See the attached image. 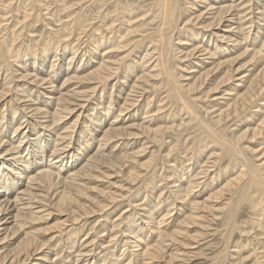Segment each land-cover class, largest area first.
<instances>
[{"label": "rangeland", "instance_id": "obj_1", "mask_svg": "<svg viewBox=\"0 0 264 264\" xmlns=\"http://www.w3.org/2000/svg\"><path fill=\"white\" fill-rule=\"evenodd\" d=\"M60 1H63L62 3L65 4V6L64 5L62 6ZM60 1H58V0H56V1L55 0H41V1H39L38 0V2H37V0H15V1L11 0L10 1L11 2L10 5H9L10 2H8V0L7 1L6 0H2V2L0 1L1 2L0 3V7L2 5V7L0 8V10H1L0 11V22H1L2 18L4 19V20H2V22L0 24V36L2 37V38H0V44L3 45V46H0L1 47L0 48V56H1L0 61L2 60L0 62V66H1L0 67V78H1L0 79V84H2L4 82L3 78L6 77L5 78V80L7 79L6 83L10 81V84H8V83L5 84V87H7V88L9 87L10 89H13L12 91H10V94L8 96H12L13 95V97H14V99H15V101L17 103L20 102L21 104H23V103H25L24 101H26V103L33 105L32 108H40V109H44V110H48V111L50 110L52 112L55 111V109L57 108V105H56L57 102H55V101H56V97L59 96V93H68V92L72 93V91L75 90V88H76V90L79 89V91L80 90H87L88 91V90H92L91 88L95 87L94 84H96V85L100 84V86L97 85V89H96L95 93H92V91L91 92L89 91L90 93L89 92L88 93L90 95L88 94L87 97L80 98V100H81L80 103H83V105H77V106L73 105L75 108L73 106H71L72 109L73 108L75 109V111L73 112L74 114L72 113L71 115H69L68 117L65 118L66 120L64 119L61 122L55 124L56 127L54 126L55 128L51 129L50 132L46 131V128H45L46 123L49 122V121H47L43 125L41 123H44V121H46V120H51L52 118H50V119L49 118L48 119L47 118H37V119L32 120L31 118L34 117V116H31V115H33L32 111L30 113L28 112V115L26 117H24V120H23V118H21V115H20L22 113V110L20 109L18 111V114L20 116L17 114L16 115L17 118L15 117V119H14L16 122L13 120V122L15 123V124L13 123V125H16V126H17V123L18 124L21 123L20 120L21 121L23 120L22 122L25 121L24 123H21V124H24V126L21 127V129H20V131H18V133H20L22 131H26V133L29 134L30 131H34V133L32 132L33 135H31V137L33 136L35 139H37L36 137H38V139H40L43 136H46V137L50 138L52 135H55L56 132L57 133H61V132L65 133L66 130H68V127L74 124L73 128H69V133L68 134H69L70 137L66 138L63 142H60V144L64 143L63 147L68 146L66 148L68 150H73V152H75V153L76 152H78V153L79 152H83V154H80V155H84V153H87V152L91 153V154H94L96 152V147L98 146V143H99V137L101 136L100 134H102L101 129L107 128L108 124L111 121L116 119L117 115L120 113V109L123 107V104L125 102L124 100L127 98L128 94L130 93L131 86L134 84V82L137 80V78L139 76H141L142 71L144 70L143 68H145V70H153L154 69V68H152V65L154 64L153 62L157 58V56H154L152 58V60L148 59V61L145 62V64H144V66L147 65L146 67H144V66L140 67L141 64L140 65L137 64V67H139L140 70H139V68H137L136 71L133 70V71H135L134 74H133V71L132 72H128V70H126V68H127L126 66H129V64L131 65L132 63H134V62L136 63L137 61L140 62L139 59H141L140 58L141 54L142 53L144 54V52H142V49L141 50H137L138 41L141 40L142 37H146L149 34H154V32L160 30L163 26L161 25L162 22H160L161 21L160 18L158 16H157V18L155 16H152L151 12H149L155 7V0H96V1L95 0H83V1L82 0H75V2H74V0H66L65 2H64V0H60ZM93 1H95V2H93ZM179 1H180V11L182 13V16H181L180 20L178 21V23L176 24L177 26L176 25H172L171 26V30L169 29L171 37L174 38V39L180 35V32H178V31H180V29H182V27L184 26V24L186 22V19L189 18L187 16H189L190 14H187L186 12L188 11V13H189L191 11H194V10H190L192 6L189 4V2L192 1V0H189V1L188 0H179ZM4 2L6 4L8 2V4H7L8 6ZM32 2H33V4H32ZM34 2L36 3L35 5H34ZM57 2H59V3H57ZM79 2H81V3H79ZM84 2H85V4H84ZM237 2H239L238 6H237V8H239V10L235 11L234 13H237L236 16H238V18L236 20H234V22H241L242 21V24L244 25L243 28H245V27L247 28L246 30H247V33H249V37H250L248 39L249 41H247V44H249V45L251 43L252 44L247 48V49H249V53L247 52V53L243 54L244 48H242V49H236L234 52L233 51H231V52L229 51L228 52L229 54L226 51V52L223 53L225 55L222 54L221 57L223 56V59H224V57L228 54V56H226L225 58H227V59H229L230 57L234 58V59L237 58L235 60V62H233V64H231L235 68H237L238 66H240L242 64H246V62H248V60H249L250 64L249 63L248 64L251 67L249 69V66L247 65L249 70L246 69L247 71L244 72V73H247V74H245L246 77H247V80L240 83V84H243V85L242 86L239 85L237 87V91L232 90V92H231L229 88H231L232 86L228 87L227 91H224L223 90L224 88H223L222 91H220L221 93L219 92L220 94H218V96L221 95V96H219V98L221 97L220 100H215L216 98H218V96H215V95L213 96V93L211 95L212 97L210 96L211 98L210 97L207 98L206 95H205L206 94L205 91H207V89L205 87H202L198 91H194V93L193 92L191 94L189 93L191 96L192 95L193 96L191 98V96L188 95L187 96L188 99H191V100L195 99L196 100V98H197V100L195 101L196 103L194 104V109L196 111V116L193 115L192 113L189 114V111H186V110L183 111V112H180L179 111L180 110V104H179L180 102L176 101V100H173V99H170L168 97L167 86L165 85V83L167 81V74H165L164 72L162 74H160V76H158L155 79V83L158 84L156 87L148 88V90L143 91V92L142 91H138L136 94H134V96H131L129 98L131 100L129 103H131L132 105L127 110H125L123 112V115L120 117L119 125H129V124H138V125H140L141 124V125H143L145 127L146 126L149 127V129H151V130L155 129L157 127H160V126H162L165 129L155 139L150 137L148 134H145V133L143 134L142 133L139 137H133V139H127L128 137H125V138H122L120 140L119 139H115L114 141L109 142L107 144V147L104 149V152H105V154L107 156L110 155L109 157H114L115 158V157L126 155V154L127 155L133 154L132 158H130L128 160H124V162L121 161V162H123L124 167H121V166L111 167V166H108L105 163L102 164L100 162H97V161H100L101 158L99 157L100 156L99 154H98L99 156L96 155V157H95L96 159L94 158L96 160L94 165H96V166L100 165L99 166L100 168L99 167L98 168H94L93 171L89 172V174L91 173L90 175H88V173H84V175L81 176L82 178L81 177H80L81 179L79 178L81 182H83V183L85 182L86 183V185H85L86 186V190L83 191L82 194H80L81 196H79L80 197V202L79 203H80V205L86 206L87 208H91L92 209L94 207L93 208L94 210L93 209L92 210L89 209V211H88L89 214L85 215L82 212L78 211V209L74 210V208L73 209L59 211L56 207H54V203H56L57 200H58V197H56V196L55 197L53 196V198H50L45 203V205H46L45 209H49V210L45 212V213H47V215H45V218L42 219L41 221H39L37 223V225H35V228H49L50 226H53V225L57 224L58 222L61 223V222L65 221L64 225L59 224L58 227H55L51 231H49L47 233H44L42 235V238H41L42 240L45 239L44 241L47 242V245L50 244V246L52 245L53 247H56V248L58 247V249H60V248L62 250L64 249V251H63L64 254H63L61 249L58 250V254H59V251H61L60 254H59V257L61 256L60 258L63 260V262L61 261L58 264H64V261H65V264H67V262L70 263V261L75 260L77 257H76V253H75L76 251L74 252V250L77 249V248L78 249L80 248V249L84 250L83 253L86 252L88 254V255L85 256V258H82V259L79 260V261L83 260V261H81L82 262L81 264H88L89 262H90L89 264H91L94 259L98 260V262L96 264H102L100 262V260H102L101 258L104 257V256H102V254L103 255H105V254L106 255H110L109 253H112V251H113V249H112V251L110 250L109 252L106 249L104 250V248H106L108 245H110V247L111 246L115 247V251L117 252L116 254H118L119 259L122 256V260H120V261H124L125 262L127 260L125 263L123 262L124 264H139V263L143 264L145 262V260L141 259V257H142L141 256V252H142L141 249L143 248L142 246H145L146 244H148V245L150 244L151 245L154 242H156V240L158 239V237H157L158 236V232L161 229H163L164 231H167L168 233H171V232L175 231L176 229L177 230L182 229V231L184 230L185 232L183 231L184 233L180 234V236L177 237L176 240L171 241V239L169 238V240L167 239L168 243H166L167 241L165 242V245H166L165 246V251H166L165 255H166V257L170 256V255H174L175 258H174L173 263L172 262L168 263V260H166V259H168V257H167L166 259H164V258L163 259H161V258L157 259L156 258L150 264H235V263L236 264H243V262H244V264H257V262H259L260 264H264V257H263L264 256V248H263L264 247V243H261L262 242L261 240L264 238V235H263V237H262V235H260L261 229L257 228L258 230H256V227H257L258 223L254 222V221H256L255 220L256 218L259 219V217H261V216L264 217V203H263L264 202V200H263L264 199V195H263L264 194V185L260 189H258V187L255 184V182H250V181L244 182L243 186L245 185V190L247 189V187H248V189H247L246 195L243 197V202L238 200V198H239V194H238L239 190H237V191H236V189L234 190V188L238 184L236 186H234L232 190H225V191L223 190L222 195H221V197L219 199L213 198L211 200L212 204H216L214 206L213 212H211L210 210H209V212H207L208 209H206V208H201V209H198L197 211H194L193 208H192L193 205H191L194 201L195 202H201L202 201L201 199H203V198L205 199V198H207V196L209 197L211 194H214L216 191L221 190V188L227 182L225 179L230 180L233 177H235L236 175H238L239 171L241 169H243L242 168L243 164L245 165L246 168H249V170H250L248 175H247V177L249 175H252V174L255 175L256 174V176L259 179L261 178L262 180H264L263 179L264 175H262V173L264 174V170L261 169V167L264 165V159H263V157H264V134L260 135V136H256L255 138L254 137L251 138L252 137V133L249 134V137L247 135L246 136L247 138L245 137V139H242V141L240 143V146L237 145L235 147V149H236L235 152L238 149H240V150L237 151L236 159L235 160H231L229 153H227V154H225L223 156H218V155H220L221 151L219 149L216 150L217 148H219V145L217 143H212V144H210L208 146V148H206L207 145L204 142H201V140L204 139L203 131H201L200 127L197 126L198 121L202 120L206 125L211 124L210 126L213 127V128L212 127L209 128L211 130L212 129L222 128L223 132L225 133L224 134L225 138L230 143L231 141H234V139L236 138V135H240L241 133H244L246 130H250V131L253 130L257 125L260 124V122H262V120L264 118V113H263V110H261V106H260V104L264 103V100H263L264 99V89H262V88H264L263 87L264 86V81L262 83L263 86H261L259 88L260 90L257 88V90L255 92V96H254L252 102H247L246 103V102H244L242 100L239 101V99H238L239 98L238 95H240L239 93H243L246 90V89H244V87L248 88L250 86L249 82H251L250 80L253 78V76L256 75L257 73H259V71H261V69L264 68V66H263V64H264V62H263L264 61V59H263L264 58V53H263V51H264V47H263L264 46V37H262V36H264V22H263L264 19L262 18L263 15H264V9L261 8V7H264V6H261V5H264V0H262V1L261 0H237ZM38 3H40V4H38ZM42 3H45V4H42ZM48 3L50 5H48ZM249 3H250L251 6L249 5ZM198 4H196V5L198 6ZM21 5L22 6L24 5V7H25V8H22V12H24V14L21 12V9H20ZM57 5H58V8H57ZM185 5H187L189 7V9H188L187 6H186L187 7L186 8ZM202 5L204 6V4H201L200 7L198 6L197 8L198 9L201 8ZM32 6L35 7V8H33ZM253 6H254V8H253ZM15 7H16V10H15ZM36 8H37V10H36ZM70 8H71L72 12L70 11V13H69ZM77 8H79V9H77ZM81 8L83 10H81ZM186 9H187V11H186ZM75 10H76V12H75ZM86 10L89 11V12H87ZM258 10L261 13L263 11V14L261 15V13L258 12ZM47 11H48V15L51 14V16L49 15L50 17L47 15ZM80 11H81V13H80ZM118 11L119 12H123V14H126V16L129 15V17L133 18V20H132L133 25L132 26L138 32L137 33L135 31V34L132 33V35H130V38L128 37V39L126 40L127 42L125 44L127 46L129 45L128 47L123 45V46H125V48H122V49L120 48V50H119L120 52L122 50L123 51L121 53L116 52L113 55L114 56L113 59H115V60H118V57H120V58L124 57V59L122 61H124L125 63L122 64L121 69L119 70L120 72L118 71V75H113L112 77H110L109 80H108L109 82L106 81L107 83L106 82H101L100 83L99 81L94 80V79L90 80L91 82L85 81V83L84 82L80 83V82H78L76 80L74 82V80H72V81L68 82L65 86H63L64 88L61 87L62 86V82L68 76H72L75 73L80 74L81 77L86 76L90 71H92L97 66V64H98V62L100 60V50H99L98 53H95L93 55H92L93 52L90 51V50H92L94 48V46L91 43L94 40H96L97 39V35H99V34H97L98 32L96 33V31H95V33H93V29L95 28L96 25L98 26V25H100L101 22L104 21L103 24L107 22V25H110V24L113 23V25L116 28V30L117 29L118 30L119 29L120 30H124L123 27L126 28L125 26H121V23L118 20V16L120 17ZM138 11H140V12H138ZM143 11L147 12V14L145 16H142ZM239 11H241V13ZM63 12H65L66 15H64L65 13H63ZM184 12H185V16L187 18H185ZM28 13H30V14H28ZM34 14H35V16L36 15L37 16L35 17ZM102 14H104V16ZM247 14L249 15V17H248ZM40 15L41 16L43 15V16L40 17ZM45 15H46V18H45ZM80 15H81V17H80ZM85 15H87V16H85ZM78 16L80 17V19L77 18ZM101 16H102V18H101ZM260 17H261V20H263V21H260ZM66 18H68V19H66ZM149 18H151V19L149 20ZM255 18L257 19V21H254ZM55 19H57V20H55ZM155 19H157V20H155ZM70 20H71V23L74 24L73 26L70 25L71 23L68 22ZM93 20H95V21H93ZM11 21L15 24V26L12 24ZM145 21H147V22H145ZM258 21H260L261 23L258 22ZM47 22H48V24H47ZM67 22H68V24H67ZM82 22H84L85 24L83 23V25H82ZM256 22H257V24H256ZM9 23L12 26V28H10L11 26L9 25ZM63 24H66V25H63ZM78 24L81 25V26L78 27ZM34 25H35V27H33ZM237 25H238L237 23L234 24V26H237ZM251 25H253V26H251ZM257 25H258V27L260 25L263 28V30H261L262 31L261 36L259 35L260 37L257 34H254L257 31L256 30L258 28V27H256ZM69 26L72 27L73 29H71ZM18 27H19V29H18ZM84 27H86V28H84ZM139 27H140V29H139ZM199 27L200 26H198L197 28H199ZM87 28H88V30H87ZM248 28H249V30H248ZM70 29H71V32H70ZM172 29H174L175 31L172 30ZM138 30H140V31H138ZM44 31H46V32H44ZM189 31L191 33V30H189ZM248 31H250V32H248ZM2 32H4L3 35H5V36L2 35ZM13 32L14 33L17 32V33L14 34ZM85 32H86V34H85ZM172 32L173 33L175 32L174 33L175 36L173 35ZM176 32H178V34ZM69 34H72L73 36L69 35ZM7 36H10V37L7 38ZM108 36H111V34H109ZM187 36H188V32L185 34V36H182V37L183 38H187ZM77 37H78V39H77ZM251 37H253L254 39H252ZM3 38L5 39V42L3 41L4 40ZM214 38H212L210 40V38H208V36H206L203 39V43L207 44L210 48L213 47V49L220 47L219 44H222L221 43L222 41H217V44H216ZM6 40H7V42H6ZM254 40L256 41V43H255ZM1 42H3L4 44L1 43ZM19 43H21V44H19ZM225 43L223 42V44H225ZM228 43L229 42H227V44ZM255 44H257V46ZM14 45H16V46H14ZM45 45L48 46L49 48H48L47 51L43 52L42 48ZM64 45H66V46H64ZM176 45L174 46V48H176V50H175L176 52L175 53L178 52L177 49L179 48L178 44H176ZM102 47L104 48L105 46H102ZM20 48H21V50H19ZM255 48H256V50L258 48L259 49H263L262 52H261V56L263 55L262 56L263 58L260 55H257V56H255V59H257V57H258L257 60H259V61L257 62V60H254L255 61L254 62V61L251 60V62H250V59H251L250 57L252 55L250 52H254ZM1 50H4V51H1ZM28 50H30V51H28ZM6 51L7 52L8 51L9 52H13V53L6 54L7 53ZM26 51H28V52H26ZM88 52H89V54H88ZM129 52H130V54H129ZM140 52H142V53L140 54ZM16 53H20L21 54V55L18 54L19 55L18 58L16 57L18 62H16V60H15L16 58L14 57ZM122 53H125V54H123V56H122ZM117 54L118 55L121 54V55L120 56H116ZM135 54L138 55V57H135ZM246 54L249 55V57H247ZM31 55H32V57H30ZM124 55H126V57ZM131 55L132 56L134 55V56L132 57ZM231 55H233V56H231ZM12 56L14 58H12ZM70 57H73L72 58L73 61L70 62L69 71H63V70L59 69V68H62V67L66 69V66L69 63ZM91 57H92V60H90ZM9 58H10V60H9ZM260 58H261V60H260ZM190 59H192V61L194 60L193 57H191ZM204 59H206V58H204ZM35 60H36V62L38 61L36 64L34 63ZM211 60H209V59L208 60L207 59L204 60L205 62H207V61H209V62H207V63L204 62L205 64H204V68H203L202 72L204 71V69L205 70H207V69L209 70L210 67L212 68V66H214V64L212 65V63H211L212 62ZM5 61H6V63H5ZM10 61H11L12 65L15 66L14 67L15 69H16L17 65L19 64L18 67L20 68V71H19L18 67L16 69L19 72H17L14 68H12V69L10 68V67H12ZM183 61L182 60H178L177 61L176 59L173 58L171 60V62H170L172 71L175 72L176 74H178V73L179 74L180 73L183 74L184 72H182V71L188 65V63H186L185 61L183 62ZM39 62H41V63H39ZM15 63H16V65H15ZM81 63H82V65H81ZM252 63L254 65H256V66L254 67ZM51 64L53 65L52 67H51ZM60 65H61V67H60ZM206 65H208L209 67L206 66ZM150 66H151V68H150ZM180 66L182 68H180ZM183 66H184V68H183ZM199 66L200 65L198 64L197 67H199ZM252 67H253V70H251ZM2 69H4V72H3ZM27 69H28L29 72H27ZM56 69H57V72H54V70H56ZM156 69H161L162 70V67H157ZM177 70H178V73H177ZM14 71H16L15 75H14ZM32 71L34 73H32ZM125 71H126V73H125ZM249 71L252 72L253 74L252 73L249 74ZM136 72L139 73V74H137ZM1 74H2V76H1ZM6 74H7L8 78H7ZM16 74L18 75L17 77H16ZM20 74L21 75L28 74V77L25 78V81L23 79H21L22 77L20 76ZM30 74H32V76ZM35 74L38 75L39 77L43 76L45 78L53 79L54 85H57V88H59V90L60 89L61 90L60 91L59 90L53 91L54 92L53 93L51 91V89H53V88L50 87V84H41V85L39 84L38 85L37 83H35L33 81V79H35V78H33V76H35ZM217 74L215 75V77L218 76ZM248 74L250 75L251 78L249 77ZM127 75H128V77L129 76L130 77L126 78V80H125L126 82H125L124 81V77H126ZM116 76L120 77L119 80H118V78ZM237 76H240V74H238ZM188 77H189V75L186 76L185 78H188ZM13 78H15L16 80L13 79ZM185 78L183 77L181 79L179 77V82H182V84L186 85V84H188L187 82H191L192 83L195 80V78H193V79L189 78L188 80L185 79ZM17 80L19 82H17ZM32 81H33V83H32ZM94 81H96L97 83H93ZM121 81H124V82H121ZM183 81H185V82L183 83ZM20 82H22V83H20ZM116 82H117V84H116ZM214 82L215 83H213V85L216 84V81H214ZM27 83H29V84H27ZM244 83H248L249 86H247V84H244ZM120 84H123V85H120ZM29 85H30L31 88L28 87ZM213 85H211V86L207 85V86L208 87H212ZM18 86L21 87L22 89L19 88ZM46 86L48 88L47 91L45 90V89H47ZM44 87H45V89H44ZM239 87L240 88L242 87L241 89H243L244 91L241 90V89L238 91ZM40 88H42V89H40ZM115 89H116V91H115ZM233 91L235 93H233ZM49 92L53 93L54 95L57 94L56 97H54L53 94H49ZM236 92H238V93L236 94ZM35 93L36 94L38 93V94L36 95ZM71 93H69V94H71ZM98 93L100 94V97H99ZM109 93H110V95H109ZM15 94H17V95L15 96ZM111 94H113L112 98H111ZM230 95H231V97H230ZM256 95H258V96H256ZM47 96H49V97L53 96L52 100H51V98H49ZM108 96H109V98H108ZM199 96H201V97H199ZM260 96L262 97L261 99L259 98ZM17 97H20V99H18ZM136 97H138V98H136ZM46 98H47V100H46ZM69 98L75 100L74 97H69ZM117 98H118V101H120V102L117 101ZM232 98H234L235 101ZM236 98L238 100H236ZM44 99L47 101V104H46V101ZM92 99L93 100L95 99V101H93ZM230 99H231V101H230ZM38 101H40V102H38ZM238 101L240 103L242 102V104H240ZM50 102H53V103H50ZM99 102H103V104H102L103 107L102 108L97 107L98 109L97 108L93 109L94 105L99 103ZM236 102H238V103H236ZM40 103H43V104H40ZM48 103H50V104H48ZM258 103H260L259 107L257 105ZM3 104H4V102L0 105V107H1L0 109H2ZM92 104H94V105H92ZM228 104H229V108L227 107ZM254 104H256V105H254ZM119 105H121V106H119ZM109 106H110V114L109 115H103L101 122H98V123L97 122H93L92 123L93 117H95L98 113H105L104 111ZM200 106H202V107H200ZM224 107H227V108H224ZM32 108H30V109H32ZM201 108H203V109H201ZM256 109L257 110H261L263 115H261V112L260 111L258 112ZM10 110L11 109H8L9 112L5 113V116H6L7 119L3 120L2 124H5L6 122L8 123L9 122L8 118L11 119V118L14 117V114L12 113V110L11 111ZM76 110H78V111H76ZM234 110H236L235 111L236 113L234 112ZM220 111H225V112H224V115H223L222 119L220 120V123H218L217 119H219V118H218L217 115L219 114ZM254 111H255V113H254ZM173 112H175V113H173ZM213 112H214V115H213ZM9 113H10V115H9ZM150 113H151L152 116L150 115ZM78 116H80V117H78ZM42 117H44V116H42ZM1 120H2V118L0 116V121ZM28 120L29 121H35V122L37 121V123L34 125L35 129L33 128V125L30 124L31 126H29V124H28L29 121ZM94 123H96V124H94ZM39 125H41V126H39ZM83 125L85 127H83ZM210 126H208V127H210ZM31 127H32V129H31ZM61 127H63V129ZM167 127H171V128H167ZM211 130H208V131H209L210 134H213V132ZM72 131H74V132L72 133ZM94 131H95V133H94ZM11 135H12V132L10 131L9 133H7L6 139H8V136L10 137ZM16 135H17V133L14 134V137H15L14 139H16L18 137V136L16 137ZM94 135H96V136H94ZM148 140H149V142H148ZM86 141H90L92 145L90 144L89 146H87L88 148L87 147L82 148V144L84 142H86ZM250 141H252V142H250ZM199 143H201L200 144L201 146H199ZM179 146H181L182 148L179 147ZM204 151H205L206 154L204 153ZM61 152H64V150H62ZM216 152H218V153L216 154ZM180 153H181V155H180ZM67 154H68V156H70V153L67 152ZM67 154L65 153L62 156L66 157ZM245 154L247 155V157H246ZM162 155H163V157H162ZM256 155H257V157H256ZM184 157H185V159H184ZM168 158H170V159H168ZM247 158H249V159H247ZM46 159H48V157H46ZM74 159L75 158H73L72 160H69V162L71 163V161H73ZM166 159H167V161H166ZM81 160L82 159L79 160L80 161L79 165H77L74 168L78 169L84 163ZM201 160H203V162ZM240 160H241V162H240ZM168 161H170V162H168ZM172 162L174 164H172ZM182 162H183V165H182ZM234 162H235V164H234ZM250 162L252 164H250ZM193 163H195V164H193ZM231 164L232 165H236L237 164V166L232 168L231 171H229L227 174H223L224 171H225V168L227 166L231 165ZM168 165H169V167H168ZM174 165H175V167H174ZM177 165L180 166L181 168H179ZM224 165H226V166H224ZM240 165H242V166H240ZM186 166L188 167L187 169L185 168ZM239 166H240V168H239ZM66 167H68V168L72 167L73 168L72 165H71V167L69 165H67ZM216 167H219V168H216ZM195 168L196 169L199 168V169L196 170ZM262 168H264V166ZM167 169H168V171H167ZM191 169H192V171H191ZM217 169H218V171H217ZM233 169L236 170V171H234ZM173 170H175V171L171 173V171H173ZM73 171H74V169H73ZM132 171H136V174H137L136 177H137L138 180H130L129 179V175L128 174L130 172H132ZM61 172H62V170H61ZM63 172H64V170H63ZM178 172H180V173H178ZM230 172H231V174H230ZM71 173H72V171L66 173L65 177L70 175ZM163 173H165V174H163ZM191 173H194V174H191ZM258 173H260V174H258ZM184 175H185L186 178L184 177ZM205 175H206V177H205ZM209 175H210V177H209ZM224 175H225V177H224ZM229 175H231V176H229ZM96 176L97 177L99 176V177L97 178ZM178 176H180V179H179ZM216 176H217V178H216ZM166 177H167V180H169V181L166 180ZM182 177H184V178H182ZM214 177L216 179H214ZM228 177H229V179H228ZM221 179L222 180L224 179V180L222 181ZM188 181L189 182L193 181V187L188 191V195L185 196L187 198H185V199L184 198H178L177 197L178 196L177 190L183 188L181 190L187 191L188 184H189ZM204 182H206V183L208 182V183L204 184ZM221 182L223 183V185H221L222 184ZM177 184H178V186H177ZM180 184H181V186H180ZM208 184L209 185L211 184V185L209 186ZM247 184H249V185H247ZM139 185H140V187H139ZM198 185H199V187H198ZM249 186H250V188H249ZM72 187L73 186H71V185H70V188L68 186V191H71L73 193H77L76 190H74V187H73V190H72ZM171 187L176 189V190L175 191L172 190ZM176 187H179V189L176 188ZM196 187H198V188H196ZM201 187H202L203 190L201 189ZM140 188H141V190H140ZM150 188L154 189L155 194H154L153 190L150 189ZM165 189L168 190V191H166ZM43 190H45V189H43ZM132 190H133V192H132ZM137 190H139V191H137ZM150 192H152V194ZM42 193L46 195V190H45V192H42ZM134 193H135V195H134ZM173 193H176V194H173ZM146 194H148L147 195L148 198L145 196ZM232 194H234V195H232ZM258 194H259V196H258ZM109 195H110V197H109ZM132 195H133V197H131ZM255 195H256V198H254ZM251 196H252V198H251ZM154 197H155V200H154ZM257 197H259V198H257ZM250 198L252 199V203L250 202V200H251ZM128 199L130 201H128ZM187 199H189L190 201L187 200ZM236 199H237V201H236ZM258 199H259V201H257ZM120 200L122 201V203H121ZM148 200H150V201H148ZM95 201L98 203L97 205L93 204ZM131 201L134 203L133 204L134 206L132 205ZM215 201H217V202H215ZM100 202H102V203L100 204ZM149 202H152V203H149ZM153 202H156V203H153ZM174 202H175V204H173ZM258 202H259L260 205H258ZM141 203H144L145 207H143V204H141ZM145 203H146V205H145ZM179 203L181 205H179ZM256 203H257V205H256ZM47 204H48V206H47ZM135 204H137V205H135ZM139 204H141V205H139ZM152 204H155V205H152ZM251 205L252 206L254 205L253 206L254 208H252ZM255 205L257 206V208H256ZM101 206H104L105 210L103 209V211H102V207ZM132 206L135 209H133ZM154 206H156L157 209ZM166 206H168V208ZM219 207L220 208L222 207V209H220ZM237 207H238V209H237ZM150 208H151V210H150ZM132 209H133V211H131ZM142 209H144V210H142ZM203 209H206V210L204 211ZM217 209H219V210H217ZM255 209H257V210H255ZM71 210L73 212H71ZM149 210H150V212H153V214L150 213ZM199 210H200L201 214L199 213ZM230 210L234 212V213L232 212L233 213V217L235 216L234 219H232L234 221V223H233L232 220L229 219ZM136 211H137V213H136ZM253 211H255V213L258 212L259 214L258 213L255 214V213H253ZM74 212H75V214H73ZM104 212L106 213V215H105ZM130 212H131V214H130ZM162 212H164L165 214L167 213V215L165 217V220L160 224V226L159 225L156 226L155 222L158 219L157 220H153V219H150L148 217L156 216L157 213H158L157 215L164 214ZM48 213H50V214H48ZM142 213L143 214L145 213V214L143 215ZM149 213H150V215H149ZM190 213H191V215H192V213H197L199 215V218L195 221V223L191 222V221L190 222L186 221V220H188L189 216H191ZM77 214H80L81 217L79 215L77 220L73 219L74 218L73 216L77 215ZM126 214H128L129 216L128 215L127 216L130 217V219H128L129 221L127 220V218H128L127 216L124 217ZM188 214H189V216H188ZM213 214H214V216H216V214H217V216L220 217V218L216 217L217 218L216 219L215 217H213ZM220 215H222V216H220ZM258 215H259V217H258ZM203 216L207 219L208 223L206 222V219ZM142 217H144V218H142ZM146 217H147V219H146ZM169 217H171V218L168 219ZM210 217H211V219H209ZM66 218H68V219H66ZM212 218H214V220H212ZM82 219H84V220H82ZM69 220H71V222ZM113 220H114V222H113ZM122 220H125V221H122ZM143 220L145 222H147V224ZM121 221H122V223H121ZM130 221H131V223H130ZM152 221H154V222H152ZM185 221L189 224V226H188L187 223H185ZM229 221H230V223H229ZM249 221H250V223H249ZM105 222H106V224H105ZM129 223H130V225H129ZM134 223H135V226H134ZM137 223H138V225H137ZM149 223H150V225H149ZM231 223H232V225H230ZM120 224H122V225H120ZM153 224H154V226L156 228L155 227L153 228V226H152L153 230L148 228V227H151V225H153ZM196 224H198V225L195 226ZM245 224H247V225H245ZM228 225H229V227H227ZM69 226H70V229H69ZM93 226H94V229L92 228ZM142 226H145V227H142ZM177 226L180 227V228H177ZM233 226H235L234 229H233ZM244 226H245V229H244ZM79 227L81 229H79ZM248 227H249V229H248ZM97 228H99V229L97 230ZM129 229L131 231L134 230L133 233L132 232L130 233ZM143 229H146V230H143ZM154 229H156V230H154ZM192 230H194V231H192ZM200 230L203 231V232L200 233L199 232ZM52 231H53V233H52ZM64 231H66V232H64ZM99 231H101V232H99ZM125 231H127V232H125ZM56 232H57V234H56ZM69 232H72L73 234L72 233L69 234ZM88 232H89V234H88ZM115 232H117V233H115ZM195 232L199 233V234H196ZM60 233H62V234H60ZM77 233H78V235H77ZM106 233H107L108 237H107V235H105ZM135 233L137 235H134ZM139 233L142 234V235L139 236L140 235ZM244 233H246V234H244ZM50 234H51V236H50ZM91 234H92V236H91ZM96 234H97V236H95ZM101 234H102V236H101ZM112 234H113V236H112ZM131 234L136 236V238L134 236H132ZM149 234H151V235H149ZM231 234H232V236H229ZM73 235L76 236V237L74 238ZM146 235H148V236H146ZM225 235L227 237L229 236V238L225 237ZM14 236H17V234L14 235ZM64 236L67 237L68 241L64 240L65 239ZM81 236H82V238H81ZM119 236H121L120 237L121 239H119ZM245 236H246V238H245ZM254 236H255V238H254ZM132 237H133V239L135 241L138 240L137 243L141 244L139 248L138 247H134L135 246V242L132 241V239H131ZM151 237H153V238H151ZM197 237H198V239H197ZM239 237L240 238L242 237V238L240 239ZM62 238H63V240H62ZM80 238H81V240H80ZM99 238H100V240H102V242L101 241H97V240H99ZM112 238H113V240L111 241ZM125 238H127V239H125ZM71 239H73V240H71ZM141 239H145V241L141 242ZM153 239H154V241H153ZM188 239H190V240H188ZM229 239H230V241H229ZM146 240L148 241V243H144V242H146ZM225 240L226 241L228 240V242H226ZM249 240L252 241V243L247 245L246 242L249 241ZM51 241H53V242H51ZM57 241L59 243H57ZM70 241H75V242H74V244L73 243H68ZM78 241H79V243H78ZM85 241H87V242H85ZM235 241H237V243ZM263 241H264V239H263ZM259 242H260V244H259ZM60 243H61V245L63 244L65 247L64 248H63V246L60 247ZM93 243H95V244H93ZM65 244H68V245H65ZM86 244H87V246H85ZM102 244H103V248H102ZM233 244H235L236 246H233ZM73 245H75V246H73ZM91 245L92 246L94 245V246L92 247ZM96 245H98V246H96ZM132 245H133V248H132ZM181 245H183V246L181 247ZM186 245L187 246L190 245V246L187 247ZM223 245H226V247H224ZM72 246L74 248H72ZM99 246H101V247H99ZM129 246H130V248H129ZM245 246H247L246 248H248L249 250H253L254 249L253 251H255L256 254L255 253L251 254L247 259L242 261L243 258H241V257L242 256H246V254H248L246 252H249L248 249H246V248H245L246 250L244 249ZM126 247H127V249H125ZM175 247H176V249H175ZM233 247L234 248L236 247V249H234ZM99 248H101V249H99ZM232 248L234 250H232ZM256 248H258V249L255 250ZM68 249L69 250H73V251H68ZM138 249H139V251H138ZM237 250H238V252H237ZM66 251H68V252H66ZM98 251L104 252V253L101 254ZM136 251H137V254H136ZM129 252H130V254H129ZM226 252L228 253L227 255H226ZM234 252L237 255L236 258H235L234 254H233ZM98 253L101 256L97 255ZM122 253H124V254H122ZM231 253L233 254V256H232ZM258 254H260V255H258ZM63 255H64V257H63ZM74 255H75V257L73 258ZM93 256H96V257H93ZM251 256H252V258H251ZM53 257H54V255H53ZM128 258H129V260H128ZM234 258H235V260L233 262ZM249 259H252V260H249ZM239 260H241L242 262L241 261L239 262ZM109 261H111V260L107 259L105 261L106 262L105 264H112V262H109ZM119 262L115 263V264H119ZM146 262L149 263L150 261L146 260Z\"/></svg>", "mask_w": 264, "mask_h": 264}, {"label": "bare ground", "instance_id": "obj_2", "mask_svg": "<svg viewBox=\"0 0 264 264\" xmlns=\"http://www.w3.org/2000/svg\"><path fill=\"white\" fill-rule=\"evenodd\" d=\"M2 2V0H0ZM7 1V0H6ZM11 1V0H10ZM8 0V2H10ZM15 1V0H14ZM41 1V0H39ZM56 1V0H55ZM60 1V0H58ZM66 0H64L65 2ZM83 1V0H82ZM96 1V0H95ZM93 1V2H95ZM189 1V0H188ZM262 1V0H261ZM0 2V3H1ZM7 2V4H8ZM38 2V0H37ZM63 1H60V3L62 4V6L65 4L62 3ZM75 2V0H74ZM200 2V3H199ZM244 2V1H243ZM252 2V1H251ZM5 3V2H4ZM23 3V2H22ZM21 3V4H22ZM59 3V2H57ZM68 3V2H67ZM81 3V2H79ZM199 3V4H198ZM238 3L237 0H192L189 2V4L192 6L190 10H194V11H191L188 13L187 9H186V13L187 14H190L188 19H186V22L184 24V26L182 27V29H180V35L178 37H176L175 39L171 37V34H170V31L169 29L171 30V26L172 25H176L178 23V21L180 20L181 16H182V13L180 11V1L179 0H155V7L149 11L151 12V15L152 16H155L157 18V16L160 18V22L161 25L163 26L160 30L154 32V34H149L147 35L146 37H142L141 40L138 41V45H137V50H141L142 49V52H144V54L142 52H140L141 54V59L140 62L137 61L136 63H132L131 65L129 64V66H126V70H128V72H132L133 70L136 71L137 68V64H141L140 67L144 66L145 62L148 61V59L152 60V58L154 56H157V58L154 60V64L152 65V68H154L153 70H145V68H143L144 70L142 71V74L141 76H139L137 78V80L134 82V84L131 86V90H130V93L128 94L127 98L124 100V104H123V107L120 109V113L117 115L116 119L111 121L107 128L105 129H101V132L102 134H100L101 136L99 137V143H98V146L96 147V152L94 154H91V153H84V155H80V154H83V152H73V150H68L66 147H63L64 143H61L60 142H63L66 138L70 137L69 136V128H73L74 127V124L69 126L68 127V130H66L65 133H55V135H52L50 138L49 137H46V136H43L42 138L38 139V137H36L37 139H35L33 136V138L31 137V135H33L34 131H30L29 134L26 133V131H22L20 133H18V131H20L21 127L24 126V124H21V123H24L22 122L24 120V117H26L28 115V112L30 113L32 111L33 115L31 116H34L32 117L31 119L34 120V119H37V118H52L51 120H46L44 121V123H41L42 125L46 123L45 125V128H46V131L50 132L51 129H54L56 126L55 124L61 122L62 120H64L66 117H68L69 115H71L74 111H75V107L73 105H83V103H80V98H84V97H87V95L92 91V93H95L96 89H97V85L100 86V84H94L95 87L94 88H91L92 90H80L75 88V90L71 92H68V93H59V96L56 97V95H54L53 91H57L59 90V88H57V85H54V81L53 79L51 78H45L43 76L39 77L38 75L35 74V76H33V81L35 83H37L38 85L40 84H50V87L53 88L51 89V92H49V94H53L54 97H56V105H57V108L55 109V111H48V110H44V109H40V108H32V104H28L26 103V101H24L25 103L21 104L20 102L17 103L12 96H8L10 94V91H12L13 89H10L9 87H5V84H10V81L6 83V80L5 78L4 79V82L2 84H0V105L4 102L3 106H2V109H0V116L2 118V120L0 121V264H58L60 263L61 261L63 262V260L59 257V254L61 251H59V254H58V247H53L52 245L50 246V244L47 245V242L42 240V235L44 233H47L49 231H51L53 228L55 227H58L59 224H62L64 225L65 224V221L64 222H61V223H57L53 226H50L49 228H35V225H37V223L39 221H41L42 219L45 218V215H47V213H45L46 211H48L49 209H45L46 208V205L45 203L50 199V198H53V196L55 197H58V200L56 203H54V207H56L59 211H63V210H68V209H78V211L82 212L83 214L87 215L89 214V209L91 208H87L86 206H83V205H80V197L81 196L80 194L83 193V191L86 190V183L84 182H81L80 179L82 178L81 176L84 175V173H88L90 171H93L94 168H98L99 166H96L94 165V163L96 162V155H98L101 160L100 161H97V162H100V163H105L107 164L108 166H111V167H114V166H121V167H124V160H128L130 158H132V155L133 154H130V155H122V156H118V157H109L105 154L104 152V149L107 147V144L109 142H112L114 141L115 139H122V138H125V137H128L127 139H133V137H139L142 133L144 134H148L150 137H152L153 139H155L156 137L159 136V134L165 129L163 128L162 126L160 127H157L155 129H149V127H145L143 125H138V124H129V125H119V121H120V117L123 115V112L125 110H127L132 104L129 103L131 100L129 99L131 96H134V94H136L138 91H146L148 90V88H152V87H156L158 84L155 83V79L160 76V74H162L163 72L165 74H167V81L165 83V85L167 86V92H168V97L170 99H173V100H176V101H179L180 103V112H183V111H189V114H193L196 116V111L194 109V104L196 103L195 101L196 100H191V99H188L187 96H191L190 94L194 91H198L200 90L202 87H205L207 89L206 92V97L209 98L212 93H213V96H218V94H220L222 91V89L224 91H227L228 90V87H231L229 88L230 91L232 92V90L234 91H237V87L239 85H243V84H240L241 82H244L247 80V77L245 74L247 73H244L246 72L248 69V66H249V69H250V63H249V60L248 62H246V64H242L240 66H238L237 68H235L234 66H232L231 64H233V62H235V60L237 59H234V58H225L226 56H228V52L230 51H235L236 49H242L244 48V53H249V49H247L250 45L247 44V41H249L248 39L250 38L249 37V33H247V28H243V24H242V21L241 22H234V20H236L238 18L237 13H234L235 11L239 10V8H237L238 6ZM6 4V3H5ZM6 4V5H7ZM11 4V2L9 3V5ZM33 4V2H32ZM36 3L34 2V5ZM40 4V3H38ZM42 4H45V3H42ZM85 4V2H84ZM89 4V3H88ZM188 4V5H189ZM198 4V6L200 7L201 4H204V6L202 5L201 8H197L198 6L196 5ZM241 4V3H240ZM248 4V3H247ZM16 5V4H15ZM48 5H50L48 3ZM47 5V6H48ZM78 5V4H77ZM81 5V4H80ZM196 5V6H195ZM242 5V4H241ZM240 5V6H241ZM250 5V3H249ZM255 5V4H254ZM258 5V4H257ZM8 6V5H7ZM30 6V5H29ZM38 6V5H37ZM69 6V5H68ZM79 6V5H78ZM187 5H185L186 7ZM251 6V5H250ZM260 6V5H259ZM261 6H264V5H261ZM2 7V5H1ZM0 7V8H1ZM6 7V6H5ZM10 7V6H9ZM31 7V6H30ZM33 7V6H32ZM39 7V6H38ZM42 7V6H41ZM129 7V6H128ZM188 7V6H187ZM186 7V8H187ZM242 7V6H241ZM244 7V6H243ZM258 7V6H257ZM22 8H25L24 5L20 6V9H21V12H22ZM35 8V7H33ZM57 8H58V5H57ZM83 8V7H82ZM81 8V10H83ZM254 8V6H253ZM264 9V7H261ZM8 9V8H7ZM10 9V8H9ZM28 9V8H27ZM64 9V8H63ZM79 9V8H77ZM85 9V8H84ZM189 9V7H188ZM250 9V8H249ZM258 9V8H257ZM4 10V9H3ZM15 10H16V7H15ZM24 10V9H23ZM29 10V9H28ZM35 10V9H34ZM37 10V8H36ZM57 10V9H56ZM55 10V11H56ZM67 10V9H66ZM65 10V11H66ZM89 10V9H88ZM119 10V9H118ZM255 10V9H254ZM1 11V10H0ZM49 11V10H48ZM48 11H47V15H48ZM61 11V10H60ZM70 11L72 12L71 8L69 10V13ZM87 11V10H86ZM250 11V10H249ZM4 12V11H3ZM2 12V13H3ZM37 12V11H36ZM58 12V11H57ZM76 12V10H75ZM89 12V11H87ZM104 12V11H103ZM102 12V13H103ZM119 12V11H118ZM140 12V11H138ZM148 12V13H149ZM241 13V11H239ZM238 12V13H239ZM248 12V11H247ZM258 12H260L258 10ZM8 13V12H7ZM14 13V12H13ZM24 14V12H22ZM51 13V12H50ZM54 13V12H53ZM65 13V12H63ZM68 13V12H67ZM81 13V11H80ZM84 13V12H83ZM105 13V12H104ZM250 13V12H249ZM261 13V12H260ZM11 14V13H10ZM19 14V13H18ZM30 14V13H28ZM38 14V13H37ZM57 14V13H56ZM62 14V13H61ZM60 14V15H61ZM123 12H119V15L120 17L118 16V20L120 21L121 23V26H125L126 28L123 27L124 30H116V28L114 27L113 23L110 24V25H107V22L103 24V22L100 23V25H96L95 28L93 29V33H96L99 34L97 35V39L94 40L91 44L94 46V48L92 50H90L93 54L95 53H98L99 50H100V60L97 64V66L92 70L90 71L86 76H83L81 77L80 74L78 73H75L74 75L72 76H68L63 82H62V86H65L68 82L74 80L82 83L85 81H89L91 82L90 80L94 79V80H97L99 81L100 83L101 82H106L109 80L110 77H112L113 75H118V71L121 69V66L122 64H124L125 62L122 61L124 59V57H118V60H115L113 59V55L116 53V52H119L121 53L119 50L120 48H125V45L126 44V40L128 39V37L130 38V35H132V33L135 34V31L136 29L133 28V18L132 17H129V15L126 16V14H123ZM147 14L146 11H143V14L142 16H145ZM186 14V15H187ZM244 14V13H243ZM242 14V15H243ZM263 14V11L261 13V15ZM16 15V14H15ZM14 15V16H15ZM51 16V14H49ZM48 15V16H49ZM66 15V13L64 14ZM69 15V14H68ZM77 15V14H76ZM104 16V14H102ZM248 15V14H247ZM18 16V15H17ZM22 16V15H21ZM24 16V15H23ZM35 16V14H34ZM37 16V15H36ZM35 16V17H36ZM43 16V15H42ZM40 15V17H42ZM49 16V17H50ZM54 16V15H53ZM52 16V17H53ZM87 16V15H85ZM150 16V15H149ZM148 16V17H149ZM184 16H185V12H184ZM259 16V15H258ZM257 16V17H258ZM3 17V16H2ZM9 17V16H8ZM29 17V16H28ZM60 17V16H59ZM69 17V16H68ZM73 17V16H72ZM81 17V15H80ZM80 17L78 16L77 18L80 19ZM84 17V16H83ZM89 17V16H88ZM109 17V16H108ZM141 17V16H140ZM147 17V18H148ZM185 16V18H187ZM246 17V16H245ZM249 17V15H248ZM251 17V16H250ZM255 17V16H254ZM5 18V17H4ZM14 18V17H13ZM45 18H46V15H45ZM71 18V17H70ZM102 18V16H101ZM264 19V15L262 17ZM10 19V18H9ZM15 19V18H14ZM68 19V18H66ZM73 19V18H72ZM135 19V18H134ZM139 19V18H138ZM151 18H149L150 20ZM256 19V18H255ZM254 21H257V19ZM2 20H4L2 18ZM1 20V22H2ZM53 20V19H52ZM51 20V21H52ZM57 20V19H55ZM104 20V19H103ZM109 20V19H108ZM146 20V19H145ZM148 20V19H147ZM157 20V19H155ZM159 20V19H158ZM240 20V19H239ZM249 20V19H248ZM17 21V20H16ZM38 21V20H37ZM74 21V20H73ZM80 21V20H79ZM78 21V22H79ZM86 21V20H85ZM84 21V22H85ZM95 21V20H93ZM92 21V22H93ZM106 21V20H105ZM111 21V20H110ZM260 21H263L261 20V17H260ZM258 21V22H260ZM0 22V24H1ZM10 22V21H9ZM12 22V21H11ZM69 23H71V20L68 21ZM67 22V24H68ZM82 22V25L83 23ZM147 22V21H145ZM149 22V21H148ZM158 22V21H157ZM253 22V21H252ZM251 22V23H252ZM264 22V21H263ZM25 23V22H24ZM34 23V22H33ZM46 23V22H45ZM58 23V22H57ZM74 23V22H73ZM87 23V22H86ZM117 23V22H116ZM139 23V22H138ZM237 23L238 25L237 26H234V24ZM248 23V22H247ZM261 23V22H260ZM12 24L15 26V24L12 22ZM28 24V23H27ZM48 24V22H47ZM80 24V23H79ZM78 24V27L81 26ZM85 24V23H84ZM98 24V23H97ZM130 24V25H129ZM246 24V23H245ZM257 24V22H256ZM5 25V24H4ZM10 25V23H9ZM46 25V24H45ZM63 25H66V24H63ZM70 25H74V24H70ZM250 25V24H249ZM263 25V24H262ZM11 26V25H10ZM23 26V25H22ZM31 26V25H30ZM29 26V27H30ZM47 26V25H46ZM49 26V25H48ZM119 26V25H118ZM177 26V25H176ZM198 26H200L199 28H197ZM253 26V25H251ZM6 27V26H5ZM35 27V25L33 26ZM60 27V26H59ZM70 27V26H69ZM149 27V26H148ZM258 27V25L256 26ZM4 28V27H3ZM12 28V26L10 27ZM63 28V27H62ZM68 28V27H67ZM71 29H73L72 27H70ZM82 28V27H81ZM86 28V27H84ZM146 28V27H145ZM250 28V27H249ZM248 28V30H249ZM2 29V28H1ZM14 29V28H13ZM19 29V27H18ZM32 29V28H31ZM35 29V28H34ZM71 29H70V32H71ZM138 29V28H137ZM140 29V27H139ZM23 30V29H22ZM21 30V31H22ZM28 30V29H27ZM69 30V29H68ZM84 30V29H83ZM88 30V28H87ZM90 30V29H89ZM174 30V29H172ZM191 30V33L190 31ZM251 30V29H250ZM256 33L254 34H257L258 36L262 34V31L263 28L262 26L259 25V27L256 29ZM11 31V30H10ZM24 31V30H23ZM26 31V30H25ZM30 31V30H29ZM34 31V30H33ZM76 31V30H75ZM74 31V32H75ZM80 31V30H79ZM140 31V30H138ZM175 31V30H174ZM177 31V30H176ZM46 32V31H44ZM137 32V31H136ZM178 32H176L178 34ZM188 32V36L187 38H183L182 36H185V34ZM250 32V31H248ZM4 32H2V35H3ZM14 33V32H13ZM17 33V32H15ZM14 33V34H15ZM20 33V32H19ZM90 33V32H89ZM138 33V32H137ZM141 33V32H140ZM173 33V32H172ZM175 33V32H174ZM173 33V35H174ZM7 34V33H6ZM33 34V33H32ZM41 34V33H40ZM47 34V33H46ZM86 34V32H85ZM109 34H111V36H108ZM146 34V33H145ZM184 34V35H183ZM253 34V35H254ZM69 35H72V34H69ZM94 35V34H93ZM143 35V34H142ZM5 36V35H3ZM73 36V35H72ZM90 36V35H89ZM175 36V35H174ZM208 36V38H210V40L212 38L215 39V43L217 44V41H222L221 43L222 44H219L220 47L218 48H210L207 44H204L203 43V39ZM259 36V37H260ZM10 37V36H7V38ZM12 37V36H11ZM20 37V36H19ZM32 37V36H31ZM91 37V36H90ZM264 37V36H262ZM0 38H2L0 36ZM87 38V37H86ZM94 38V37H93ZM252 39H254L253 37H251ZM4 39V38H3ZM2 39V40H3ZM10 39V38H9ZM12 39V38H11ZM20 39V38H19ZM78 39V37H77ZM219 39V40H218ZM263 39V38H262ZM86 40V39H85ZM224 40V41H223ZM5 42V39L3 40ZM32 41V40H31ZM175 41V42H174ZM177 41V42H176ZM205 41V40H204ZM252 41V40H251ZM255 41V40H254ZM7 42V40H6ZM27 42V41H26ZM209 42V41H208ZM214 42V41H213ZM223 42L225 44H223ZM227 42H229L227 44ZM3 43V42H1ZM87 43V42H86ZM137 43V42H136ZM256 43V41H255ZM261 43V42H260ZM4 44V43H3ZM21 44V43H19ZM129 44V43H128ZM178 44L179 48L177 49V53H175L176 51V48H174V46ZM10 45V44H9ZM25 45V44H24ZM125 45V46H123ZM214 45V44H213ZM257 46V44H255ZM0 46H3L0 44ZM16 46V45H14ZM22 46V45H21ZM66 46V45H64ZM79 46V45H78ZM102 46H105L104 48ZM129 46V45H128ZM127 46V47H128ZM177 46V45H176ZM259 46V45H258ZM262 46V45H261ZM29 47V46H28ZM61 47V46H60ZM74 47V46H73ZM84 47V46H83ZM264 47V46H263ZM1 48V47H0ZM3 48V47H2ZM7 48V47H6ZM5 48V49H6ZM27 48V47H26ZM30 48V47H29ZM48 46H43L42 48V51L45 52L48 50ZM65 48V47H64ZM102 48V49H101ZM261 48V47H260ZM11 49V48H10ZM31 49V48H30ZM135 49V48H134ZM259 49V48H258ZM256 50L255 48V51L254 52H250L252 55H251V59H250V62L251 60L254 61V60H257L255 59V56L257 55H260L261 56V52L263 49H259V50ZM7 50V49H6ZM21 50V48L19 49ZM36 50V49H35ZM68 50V49H67ZM75 50V49H74ZM1 51H4V50H1ZM24 51V50H23ZM30 51V50H28ZM26 51V52H28ZM63 51V50H62ZM65 51V50H64ZM126 51V50H125ZM130 51V50H129ZM227 51V55L224 57L223 59V56L221 57V55ZM7 52V51H6ZM21 52V51H20ZM127 52V51H126ZM3 53V52H2ZM10 53H13V52H7L6 54H10ZM37 53V52H36ZM60 53V52H59ZM63 53V52H62ZM69 53V52H68ZM72 53V52H71ZM139 53V52H138ZM159 53V54H158ZM264 53V51H263ZM20 53H16L15 54V58L19 57ZM31 54V53H30ZM54 54V53H53ZM89 54V52H88ZM123 54L125 53H122V56ZM130 54V52H129ZM157 54V55H156ZM177 54V55H176ZM242 54V55H243ZM21 55V54H20ZM23 55V54H22ZM29 55V54H28ZM35 55V54H34ZM61 55V54H60ZM63 55V54H62ZM86 55V54H85ZM121 55V54H120ZM120 55H116V56H120ZM225 55V54H223ZM234 55V54H233ZM231 55V56H233ZM247 55V54H246ZM9 56V55H8ZM12 56V58H14ZM40 56V55H39ZM83 56V55H82ZM126 57V55H124ZM132 56V55H131ZM134 56V55H133ZM132 56V57H133ZM259 56V57H260ZM263 56V55H262ZM261 56V57H262ZM28 57V56H27ZM32 57V55L30 56ZM90 57V56H89ZM135 57H138V55L135 54ZM191 57H193V61L192 59H190ZM247 57H249V55H247ZM1 58V56H0ZM17 58L15 59L16 62H18ZM73 57H70V60H69V63L67 64L66 66V69L65 68H59L63 71H69L70 69V62L73 61L72 59ZM84 58V57H83ZM120 58V59H119ZM128 58V57H127ZM176 59L177 61L178 60H184L186 63H188L187 67H185V69L182 71L184 72L183 74H179L178 73V70H177V73L176 74L175 72L172 71V68H171V65H170V62L172 59ZM206 58L207 60H211L212 62V65L214 64V66H212V68L209 70H205L202 72L203 68H204V64L209 62H205L204 59ZM263 58V57H262ZM25 59V58H24ZM117 59V58H116ZM219 59V60H218ZM264 59V58H263ZM6 60V59H5ZM10 60V58H9ZM92 60V57L91 59ZM126 60V59H125ZM132 60V59H131ZM130 60V61H131ZM261 60V58H260ZM2 61V60H1ZM0 61V62H1ZM21 61V60H20ZM82 61V60H81ZM119 61V62H118ZM133 61V60H132ZM131 61V62H132ZM183 61V62H184ZM259 60H257L258 62ZM13 62V61H12ZM38 62V61H37ZM36 60H35V64L37 63ZM87 62V61H86ZM91 62V61H90ZM182 62V63H183ZM205 62V63H204ZM255 62V61H254ZM253 62V63H254ZM256 62V63H257ZM264 62V61H263ZM6 63V61H5ZM11 63V61H10ZM14 63V62H13ZM41 63V62H39ZM120 63V64H119ZM249 63V64H248ZM252 63V64H253ZM127 64V65H128ZM198 64L200 65L199 67ZM251 64V65H252ZM262 64V63H261ZM2 65V64H1ZM16 65V63H15ZM19 65V64H18ZM17 65V67H18ZM82 65V63H81ZM183 65V64H182ZM197 65V66H196ZM248 65V66H247ZM11 66L10 67L11 69L14 68L15 66L12 65L11 63ZM30 66V65H29ZM33 66V65H32ZM53 65L51 64V67ZM147 66V65H146ZM144 66V67H146ZM208 66V65H206ZM253 66L255 67L256 65L253 64ZM262 66V65H261ZM264 66V64H263ZM1 67V66H0ZM7 67V66H6ZM16 67V69H17ZM35 67V66H34ZM61 67V65H60ZM117 67V68H116ZM157 67H162V70L161 69H156ZM209 67V66H208ZM247 67V68H246ZM4 68V67H3ZM33 68V67H32ZM125 68V67H124ZM151 68V66H150ZM180 68H182L180 66ZM184 68V66H183ZM206 68V67H205ZM261 68V67H260ZM9 69V68H8ZM15 69V68H14ZM15 69V70H16ZM19 71H20V68L18 67ZM35 69V68H34ZM45 69V68H44ZM147 69V68H146ZM149 69V68H148ZM248 69V70H249ZM3 72H4V69H2ZM49 70V69H48ZM140 70V68H139ZM181 70V69H180ZM253 70V67L252 69ZM7 71V70H6ZM9 71V70H8ZM17 72H19L18 70H16ZM16 71H14V75L16 73ZM124 71V70H123ZM133 71V74L134 72ZM27 72L28 69H27ZM31 72V71H30ZM44 72V71H43ZM54 72H57V69L54 70ZM120 72V71H119ZM254 72V71H253ZM13 73V72H12ZM22 73V72H21ZM32 73H34L32 71ZM36 73V72H35ZM126 73V71H125ZM137 73V72H136ZM218 73V74H217ZM252 72L249 71V74H251ZM5 74V73H4ZM44 74V73H43ZM48 74V73H47ZM67 74V73H66ZM139 74V73H137ZM136 74V75H137ZM218 75L215 77V75ZM238 74H240V76H237ZM248 74V75H249ZM253 74V73H252ZM10 75V74H9ZM13 75V74H12ZM32 76V74H30ZM188 78H185L186 76H188ZM2 76V74H1ZM7 76V74H6ZM18 75L16 74V77ZM20 76L22 77L21 79H23L25 81V78L28 77V74H24V75H21ZM133 76V75H132ZM15 77V76H14ZM15 77V78H16ZM119 80V76H116ZM124 77V76H123ZM130 77V76H129ZM128 75L126 77H124V81L126 80V78H129ZM179 77L182 79L183 77L185 79H193L195 78L194 82H187L188 84L184 85L182 84V82H179ZM250 77V75H249ZM8 78V76H7ZM13 78V79H15ZM122 78V77H121ZM251 78V77H250ZM1 79V78H0ZM11 79V78H10ZM9 79V80H10ZM18 79V78H17ZM20 79V78H19ZM29 79V78H28ZM32 79V78H31ZM55 79V78H54ZM249 79V78H248ZM16 80V79H15ZM27 80V79H26ZM30 80V79H29ZM28 80V81H29ZM122 80V79H121ZM250 80V79H249ZM32 81V83H33ZM124 81H121V82H124ZM186 81V80H185ZM183 81V83L185 82ZM214 81H216V84L213 85V83H215ZM251 82H249L250 86L248 85V83H244V84H247V86H249L248 88L244 87V89H246L245 91L243 89H241L240 87L238 88V91L241 89L243 90L244 92L243 93H239L240 95L239 96V101H244V102H252L254 96H255V92L257 90V88L259 89L264 81V68L261 69V71H259V73H257L256 75L253 76V78L250 80ZM16 82V81H15ZM17 82H19L17 80ZM109 82V81H108ZM111 82V81H110ZM126 82V81H125ZM129 82V81H128ZM132 82V81H131ZM22 83V82H20ZM31 83V82H30ZM93 83H97L96 81H94ZM107 83V82H106ZM14 84V83H13ZM26 84V83H25ZM29 84V83H27ZM73 84V83H72ZM87 84V83H86ZM117 84V82H116ZM128 84V83H127ZM162 84V83H161ZM237 84V85H236ZM15 85V84H14ZM109 85V84H108ZM114 85V84H113ZM120 85H123V84H120ZM152 85V86H151ZM207 85H213L212 87H208ZM16 86V85H15ZM27 86V85H26ZM69 86V85H68ZM84 86V85H83ZM88 86V85H87ZM150 86V87H149ZM207 86V87H206ZM246 86V85H245ZM19 87V86H18ZM30 87V85L28 86ZM35 87V86H34ZM39 87V86H38ZM70 87V86H69ZM120 87V86H119ZM264 87V86H263ZM17 88V87H16ZM21 88V87H19ZM31 88V87H30ZM47 88V86H46ZM64 88V87H63ZM88 88V87H87ZM22 89V88H21ZM25 89V88H24ZM29 89V88H28ZM42 89V88H40ZM45 89V87H44ZM50 89V88H49ZM103 89V88H102ZM122 89V88H121ZM264 89V88H262ZM38 90V89H37ZM46 91L48 90L45 89ZM61 90V89H60ZM59 90V91H60ZM120 90V89H119ZM118 90V91H119ZM260 90V89H259ZM16 91V90H15ZM50 91V90H49ZM90 91V92H89ZM103 91V90H102ZM116 91V89H115ZM233 91V93H235ZM28 92V91H27ZM43 92V91H42ZM41 92V93H42ZM45 92V91H44ZM89 92V93H88ZM98 92V91H97ZM96 92V93H97ZM112 92V91H111ZM220 92V93H219ZM242 92V91H241ZM71 93V94H69ZM106 93V92H105ZM152 93V92H151ZM190 93V94H189ZM200 93V92H199ZM223 93V92H222ZM238 92H236L237 94ZM260 93V92H259ZM36 94V93H35ZM38 94V93H37ZM36 94V95H37ZM99 94V93H98ZM114 94V93H113ZM113 94H111V98L113 97ZM196 94V93H195ZM258 94V93H257ZM263 94V93H262ZM17 94H15L16 96ZM40 95V94H39ZM90 95V94H89ZM106 95V94H105ZM110 95V93H109ZM197 95V94H196ZM195 95V96H196ZM223 95V94H222ZM232 95V94H231ZM230 95V97H231ZM260 95V94H259ZM43 96V95H42ZM45 96V95H44ZM104 96V95H103ZM142 96V95H141ZM193 96V95H192ZM191 96V98H192ZM221 96V95H219ZM216 98L215 100H220L221 97L219 98ZM234 96V95H233ZM236 96V95H235ZM258 96V95H256ZM263 96V95H262ZM49 97V96H47ZM69 97H74L75 100L69 98ZM98 97V96H97ZM99 97H100V94H99ZM125 97V96H124ZM198 97V96H197ZM201 97V96H199ZM203 97V96H202ZM212 97V96H211ZM210 97V98H211ZM18 99H20V97H17ZM53 98V96L49 97ZM109 98V96H108ZM138 98V97H136ZM190 98V97H189ZM194 98V97H193ZM236 98V100H238ZM260 99L262 98L261 96L259 97ZM41 99V98H40ZM55 99V98H54ZM98 99V98H97ZM100 99V98H99ZM234 99V98H232ZM45 100V99H44ZM47 100V98H46ZM45 100V101H46ZM50 100V101H51ZM93 100V99H92ZM116 100V99H115ZM264 100V99H263ZM6 101V102H5ZM95 101V99L93 100ZM117 101H118V98H117ZM231 101V99H230ZM235 101V99H234ZM238 101V102H239ZM258 101V100H257ZM40 102V101H38ZM91 102V101H90ZM89 102V103H90ZM98 102V101H97ZM112 102V101H111ZM120 102V101H118ZM123 102V101H122ZM236 102V103H238ZM256 102V101H255ZM50 103H53V102H50ZM48 103V104H50ZM198 103V102H197ZM213 103V102H212ZM229 103V102H228ZM240 103V102H239ZM261 103V102H260ZM258 103V107H259V104ZM40 104H43V103H40ZM46 104H47V101H46ZM103 102H99L97 104H92L94 105L93 109H96L97 107L99 108H102ZM122 104V103H121ZM209 104V103H208ZM227 104V103H226ZM231 104V103H230ZM235 104V103H234ZM242 104V102L240 103ZM52 105V104H51ZM55 105V106H56ZM88 105V104H87ZM107 105V104H106ZM111 105V104H110ZM115 105V104H114ZM148 105V104H147ZM236 105V104H235ZM256 105V104H254ZM42 106V105H41ZM71 106H73L74 108L72 109ZM121 106V105H119ZM171 106V105H170ZM206 106V105H205ZM219 106V105H218ZM226 106V105H225ZM251 106V105H250ZM261 106V110H263V113H264V103L260 104ZM142 107V106H141ZM150 107V106H149ZM199 107V106H198ZM202 107V106H200ZM216 107V106H215ZM220 107V106H219ZM227 107L229 108V104L227 105ZM227 107H224V108H227ZM257 107V108H258ZM1 108V107H0ZM32 108V109H30ZM45 108V107H44ZM81 108V107H80ZM147 108V107H146ZM221 108V107H220ZM241 108V107H240ZM8 109H11L12 110V113L14 114V117L13 118H8L9 122L5 123V124H2L3 120L7 119L6 116H5V113L6 112H9ZM22 110V113L20 114L21 115V118H23V120L21 121L20 120V124L17 123V126L16 125H13V120L15 119L16 115L18 114V111L19 110ZM49 109V108H48ZM53 109V108H52ZM92 109V110H93ZM98 109V108H97ZM203 109V108H201ZM234 109V108H233ZM238 109V108H237ZM10 110V111H11ZM102 110V109H101ZM199 110V109H198ZM205 110V109H204ZM218 110V109H217ZM216 110V111H217ZM230 110V109H229ZM232 110V109H231ZM250 110V109H249ZM257 110V109H256ZM261 110H257L258 112ZM78 111V110H76ZM81 111V110H80ZM89 111V110H88ZM132 111V110H131ZM174 111V110H173ZM236 110H234L235 112ZM98 112V111H97ZM105 113H98L95 117H93L92 119V123L93 122H101L102 121V117L103 115H109L110 114V106L104 111ZM139 112V111H138ZM179 112V113H180ZM224 112L225 111H220L219 114L217 115L219 119H217V122L220 123V120L222 119L223 115H224ZM11 113V114H12ZM20 113V112H19ZM157 113V112H156ZM175 113V112H173ZM236 113V112H235ZM255 113V111H254ZM41 114V115H40ZM74 114V113H73ZM76 114V113H75ZM134 114V113H133ZM177 114V113H176ZM10 115V113H9ZM19 115V114H18ZM19 115V116H20ZM29 115V116H30ZM126 115V114H125ZM145 115V114H144ZM151 115V113H150ZM213 115H214V112H213ZM248 115V114H247ZM261 115L262 112H261ZM13 116V115H12ZM18 116V117H19ZM44 116V117H42ZM152 116V115H151ZM157 116V115H156ZM179 116V115H178ZM216 116V117H217ZM10 117V116H9ZM71 117V116H70ZM69 117V118H70ZM74 117V116H73ZM80 117V116H78ZM82 117V116H81ZM84 117V116H83ZM107 117V116H106ZM17 118V117H16ZM85 118V117H84ZM157 118V117H156ZM259 119V118H258ZM66 120V119H65ZM80 120V119H79ZM15 121V120H14ZM29 121V120H28ZM27 121V122H28ZM82 121V120H81ZM85 121V120H84ZM89 121V120H88ZM133 121V120H132ZM177 121V120H176ZM16 122V121H15ZM68 122V121H67ZM106 122V121H105ZM37 123V121H29V126L33 125V128L35 129V124ZM78 123V122H77ZM207 123V122H206ZM15 124V123H14ZM31 124V125H30ZM96 124V123H94ZM93 124V125H94ZM102 124V123H101ZM104 124V123H103ZM179 124V123H178ZM208 124V123H207ZM19 125V126H18ZM22 125V126H21ZM105 125V124H104ZM146 125V124H145ZM211 124H208L206 125L202 120L201 121H198L197 123V126L200 127V130L203 131V137L204 139L201 140V142H204L208 148V146L212 143H217L219 145V148H217L216 150H220V155L218 156H223L227 153H229L230 155V159L231 160H235L236 159V154H237V151L240 150L238 149L236 152H235V147L237 145L240 146V143L242 141V139H245V137L248 135L249 137V134L252 133V137L251 138H255L256 136H260V135H263L264 134V118L262 120V122H260L259 125H257L253 130H246L244 133H241L240 135H236V138L234 139V141H231L229 143V141L225 138V133L223 132V129L222 128H219V129H209L211 128L212 126H210ZM41 126V125H39ZM55 126V127H54ZM61 126V125H60ZM64 126V125H63ZM89 126V125H88ZM106 126V125H105ZM104 126V127H105ZM167 126V125H166ZM179 126V125H178ZM210 126V127H208ZM80 127V126H79ZM83 127H85L83 125ZM63 129V127H61ZM92 128V127H91ZM90 128V129H91ZM167 128H171V127H167ZM213 128V127H212ZM23 129V128H22ZM32 129V127H31ZM33 129V130H34ZM88 129V128H87ZM230 129V128H229ZM38 130V129H37ZM45 130V129H44ZM58 130V129H57ZM78 130V129H77ZM95 130V129H94ZM208 130H211L213 132V134H210ZM12 132V135L9 137L8 136V139H6L7 137V133L9 132ZM43 131V130H42ZM84 131V130H83ZM82 131V132H83ZM97 131V130H96ZM33 132V133H32ZM74 131H72L73 133ZM16 139H14V134H16ZM95 133V131H94ZM50 134V133H49ZM64 134V135H63ZM168 134V133H167ZM71 135V134H70ZM83 135V134H82ZM88 135V134H87ZM97 135V134H96ZM94 135V136H96ZM186 136V135H185ZM184 136V137H185ZM234 136V135H233ZM84 137V136H83ZM227 137V136H226ZM74 138V137H73ZM247 138V137H246ZM80 140V139H79ZM230 140V139H229ZM249 140V139H248ZM168 141V140H167ZM149 142V140H148ZM169 142V141H168ZM244 142V141H243ZM252 142V141H250ZM118 143V142H117ZM249 143V142H248ZM91 144L90 141H86L82 144V148H85L87 146H89ZM201 143H199V146ZM68 145V144H67ZM92 145V144H91ZM164 145V144H163ZM162 145V146H163ZM169 145V144H168ZM109 146V145H108ZM94 147V146H93ZM181 147V146H179ZM88 148V147H87ZM182 148V147H181ZM246 149V148H245ZM250 149V148H249ZM62 150H64V152H61ZM86 150V149H85ZM90 150V149H89ZM88 150V151H89ZM128 150V149H127ZM206 150V149H205ZM120 151V150H119ZM132 151V150H131ZM197 151V150H196ZM247 151V150H246ZM60 152V153H59ZM68 153H70V156H68ZM209 152V151H208ZM243 152V151H242ZM67 154L66 157H63L62 155L63 154ZM120 153V152H119ZM126 153V152H125ZM183 153V152H182ZM205 153V151H204ZM218 152H216L217 154ZM197 154V153H196ZM206 154V153H205ZM209 154V153H208ZM242 154V153H241ZM115 155V154H114ZM113 155V156H114ZM181 155V153H180ZM246 155V154H245ZM259 155V154H258ZM97 156V157H98ZM165 156V155H164ZM179 156V155H178ZM185 156V155H184ZM197 156V155H196ZM206 156V155H205ZM46 157H48V159H46ZM75 158L73 161H71V163L69 162V160H72L73 158ZM163 157V155H162ZM212 157V156H211ZM247 157V155H246ZM257 157V155H256ZM71 158V159H70ZM95 158V159H94ZM167 158V157H166ZM190 158V157H189ZM193 158V157H192ZM243 158V157H242ZM82 159L81 161H83L84 163L78 168H74L76 167L77 165H79V160ZM170 159V158H168ZM185 159V157H184ZM197 159V158H196ZM202 159V158H201ZM249 159V158H247ZM264 159V157H263ZM193 160V159H192ZM198 160V159H197ZM258 160V159H257ZM123 161V162H121ZM167 161V159H166ZM176 161V160H175ZM179 161V160H178ZM186 161V160H185ZM199 161V160H198ZM203 162V160H201ZM221 161V160H220ZM251 161V160H250ZM262 161V160H261ZM120 162V163H119ZM170 162V161H168ZM184 162V161H183ZM183 162H182V165H183ZM190 162V161H189ZM241 162V160H240ZM185 163V162H184ZM197 163V162H196ZM231 163V162H230ZM59 164V165H58ZM73 166V168L71 167V165ZM101 164V165H102ZM172 164H174L172 162ZM180 164V163H179ZM195 164V163H193ZM235 164V162H234ZM246 164V163H245ZM249 164V163H248ZM250 164H252L250 162ZM257 164V163H256ZM263 164V163H262ZM67 165H69L71 168H68L66 167ZM201 165V164H200ZM178 166V165H177ZM176 166V167H177ZM189 166V165H188ZM219 166V165H218ZM226 166V165H224ZM236 165H229L225 168V171L223 174H227L229 171H231L232 168L236 167ZM242 166V165H240ZM239 166V168H240ZM264 166V165H263ZM262 166V167H263ZM167 167V166H166ZM169 167V165H168ZM172 167V166H171ZM175 167V165H174ZM179 168H181L180 166H178ZM222 167V166H221ZM252 167V166H251ZM264 170V168H262ZM100 168V167H99ZM117 168V167H116ZM137 168V167H136ZM183 168V167H182ZM186 169L188 168L187 166L185 167ZM216 168H219V167H216ZM238 168V169H239ZM243 169H241L238 173V175H236L235 177H233L232 179L230 180H227L225 179L227 182L225 183V185L221 188V190H218L216 191L214 194H211L209 197L207 196V198H203L201 199L202 201L201 202H193L191 205H193V210L194 211H197L198 209H201V208H206L208 209L207 212H209V210L211 212H213V209H214V206L216 204H212L211 200L213 198H216V199H219L222 195V192L223 190H232L234 186H237L234 188V190L236 189L239 190V198L238 200L239 201H242L243 202V197L246 195L247 193V189L245 190V185L243 186L244 182L246 181H250V182H255V184L257 185L258 189H260L263 185H264V180H262L261 178L259 179L256 174L253 175H248L249 173V168H246L245 165L243 164L242 166ZM74 169V171H73ZM126 169V168H125ZM166 169V168H165ZM196 169V168H195ZM199 169V168H198ZM196 169V170H198ZM252 169V168H251ZM62 170V172H61ZM64 170V172H63ZM102 170V169H101ZM172 170V169H171ZM205 170V169H204ZM234 170V169H233ZM72 171V173L68 176L65 177V174ZM168 171V169H167ZM175 170L171 171L174 172ZM187 171V170H186ZM192 171V169H191ZM216 171V170H215ZM218 171V169H217ZM216 171V172H217ZM236 171V170H234ZM252 171V170H251ZM255 171V170H254ZM101 172V171H100ZM166 172V171H165ZM195 172V171H194ZM205 172V171H204ZM213 172V171H212ZM233 172V171H232ZM238 172V171H237ZM263 172V171H262ZM103 173V172H102ZM167 173V172H166ZM180 173V172H178ZM199 173V172H198ZM203 173V172H202ZM165 174V173H163ZM175 174V173H174ZM191 174H194V173H191ZM214 174V173H213ZM231 174V172H230ZM234 174V173H233ZM260 174V173H258ZM129 179L130 180H138L137 179V174H136V171H132L130 172L129 174ZM168 175V174H167ZM166 175V176H167ZM170 175V174H169ZM178 175V174H177ZM176 175V176H177ZM200 175V174H199ZM216 175V174H215ZM262 175H264L262 173ZM92 176V175H91ZM90 176V177H91ZM94 176V175H93ZM171 176V175H170ZM204 176V175H203ZM218 176V175H217ZM216 176V178H217ZM227 176V175H226ZM231 176V175H229ZM81 177V178H80ZM97 177V176H96ZM95 177V178H96ZM99 177V176H98ZM97 177V178H98ZM165 177V176H164ZM168 177V176H167ZM167 177H166V180H167ZM179 179H180V176H178ZM185 177V175H184ZM182 177V178H184ZM206 177V175H205ZM210 177V175H209ZM208 177V178H209ZM225 177V175H224ZM245 177V178H244ZM247 177V178H246ZM66 178V179H65ZM80 178V179H79ZM94 178V177H93ZM139 178V177H138ZM171 178V177H170ZM175 178V177H174ZM186 178V177H185ZM203 178V177H202ZM214 177V179H216ZM169 179V178H168ZM229 179V177H228ZM264 179V177H263ZM165 180V179H164ZM163 180V181H164ZM172 180V179H171ZM187 180V179H186ZM201 180V179H200ZM222 180V179H221ZM220 180V181H221ZM224 180V179H223ZM222 180V181H223ZM169 181V180H167ZM175 181V180H174ZM208 181V180H207ZM219 181V180H218ZM189 182V181H188ZM187 182V183H188ZM165 183V182H164ZM185 183V182H184ZM206 182H204L205 184ZM208 183V182H207ZM206 183V184H207ZM211 183V182H210ZM222 183V182H221ZM171 184V183H170ZM174 184V183H173ZM172 184V185H173ZM186 184V183H185ZM195 184V183H194ZM203 184V185H204ZM70 185L74 187V190H76L77 193H73L71 191H68V186L70 188ZM126 185V184H125ZM142 185V184H141ZM165 185V184H164ZM209 185V184H208ZM211 185V184H210ZM209 185V186H210ZM223 185V183L221 184ZM249 185V184H247ZM171 186V185H170ZM176 186V185H175ZM174 186V187H175ZM178 186V184H177ZM181 186V184H180ZM73 187H72V190H73ZM108 187V186H107ZM140 187V185H139ZM138 187V188H139ZM145 187V186H144ZM156 187V186H155ZM193 187V181L189 182L188 184V189L187 191H183L181 189H179V187H176L178 188L179 190H177V194H178V198H187L185 197L186 195H188V191ZM199 187V185H198ZM196 187V188H198ZM205 187V186H204ZM147 188V187H146ZM149 188V187H148ZM154 188V187H153ZM153 188H150L153 190L154 192V189ZM167 188V187H166ZM170 188V187H169ZM172 188V187H171ZM211 188V187H210ZM250 188V186H249ZM45 189L46 190V195L43 194L42 192H45ZM67 189V190H66ZM144 189V188H143ZM202 189V187H201ZM60 190V191H59ZM141 190V188H140ZM164 190V189H163ZM166 190V189H165ZM172 190H176L174 188H172ZM203 190V189H202ZM211 190V189H210ZM262 190V189H261ZM139 191V190H137ZM147 191V190H146ZM168 191V190H166ZM171 191V190H170ZM129 192V191H128ZM131 192V191H130ZM133 192V190H132ZM256 192V191H255ZM116 193V192H115ZM152 194V192H150ZM160 193V192H159ZM171 193V192H170ZM232 193V192H231ZM110 194V193H109ZM118 194V193H117ZM155 194V192H154ZM173 194H176V193H173ZM200 194V193H199ZM203 194V193H202ZM252 194V193H251ZM135 195V193H134ZM148 194H146L145 196L147 197ZM158 195V194H157ZM234 195V194H232ZM231 195V196H232ZM257 195V194H256ZM256 195L254 196V198H256ZM264 195V194H263ZM154 196V195H153ZM173 196V195H172ZM194 196V195H193ZM192 196V197H193ZM259 196V194H258ZM110 197V195H109ZM133 197V195L131 196ZM156 197V196H155ZM155 197H154V200H155ZM158 197V196H157ZM167 197V196H166ZM176 197V196H175ZM174 197V198H175ZM176 197V198H177ZM126 198V197H125ZM148 198V197H147ZM162 198V197H161ZM165 198V197H164ZM177 198V199H178ZM197 198V197H196ZM202 198V197H201ZM252 198V196H251ZM250 198V199H251ZM259 198V197H257ZM115 199V198H114ZM117 199V198H116ZM133 199V198H132ZM176 199V200H177ZM226 199V198H225ZM224 199V200H225ZM247 199V198H246ZM263 199V198H262ZM123 200V199H122ZM147 200V199H146ZM161 200V199H160ZM165 200V199H164ZM181 200V199H180ZM189 200V199H187ZM192 200V199H191ZM228 200V199H227ZM264 200V199H263ZM121 201V200H120ZM127 201V200H126ZM128 201H130L128 199ZM150 201V200H148ZM190 201V200H189ZM214 201V200H213ZM237 201V199H236ZM235 201V202H236ZM259 201V199L257 200ZM53 202V201H52ZM51 202V203H52ZM132 202V201H131ZM130 202V203H131ZM157 202V201H156ZM156 202H153V203H156ZM169 202V201H168ZM171 202V201H170ZM183 202V201H182ZM192 202V201H191ZM217 202V201H215ZM219 202V201H218ZM250 202L252 203V199L250 200ZM249 202V203H250ZM263 202V201H262ZM82 203V202H81ZM102 202H100L101 204ZM122 203V201H121ZM127 203V202H126ZM136 203V202H135ZM149 203H152V202H149ZM158 203V202H157ZM167 203V202H166ZM185 203V202H184ZM264 203V202H263ZM93 204L97 205L98 203L95 201ZM117 204V203H116ZM134 203L132 202V205ZM143 204V207L144 206V203H141ZM139 204V205H141ZM175 204V202L173 203ZM219 204V203H218ZM224 204V203H223ZM231 204V203H230ZM229 204V205H230ZM137 205V204H135ZM146 205V203H145ZM152 205H155V204H152ZM162 205V204H161ZM179 205H181L179 203ZM185 205V204H184ZM233 205V204H232ZM237 205V204H236ZM250 205V204H249ZM257 205V203H256ZM255 205V206H256ZM258 205L259 202H258ZM48 206V204H47ZM51 206V205H50ZM134 206V205H133ZM132 206V208H133ZM158 206V205H157ZM183 206V205H182ZM252 206V205H251ZM254 206V205H253ZM252 206V208H254ZM90 207V206H89ZM102 207V211L104 209V206H101ZM108 207V206H107ZM152 207V206H151ZM156 208V206H154ZM168 208V206H166ZM174 207V206H173ZM190 207V206H189ZM230 207V206H229ZM94 208V207H93ZM92 208V209H93ZM137 208V207H136ZM149 208V207H148ZM153 208V207H152ZM181 208V207H180ZM220 208V207H219ZM257 208V206H256ZM91 209V210H92ZM135 209V208H133ZM133 209L131 211H133ZM139 209V208H138ZM157 209V208H156ZM206 209H203L204 211ZM222 209V207L220 208ZM225 209V208H224ZM238 209V207H237ZM251 209V208H250ZM259 209V208H258ZM263 209V208H262ZM94 210V209H93ZM105 210V209H104ZM144 210V209H142ZM151 210V208H150ZM149 210V212H150ZM154 210V209H153ZM166 210V209H165ZM170 210V209H169ZM219 210V209H217ZM241 210V209H240ZM253 210V209H252ZM257 210V209H255ZM101 211V210H100ZM121 211V210H120ZM160 211V210H159ZM187 211V210H186ZM185 211V212H186ZM71 212H73L71 210ZM77 212V211H76ZM108 212V211H107ZM144 212V211H143ZM146 212V211H145ZM158 212V211H157ZM166 212V211H165ZM172 212V211H171ZM233 211L230 210V216H229V219L232 220L234 219L233 217ZM105 213V212H104ZM126 213V212H125ZM133 213V212H132ZM137 213V211H136ZM147 213V212H146ZM153 214V212H150ZM149 213V215H150ZM161 213V212H160ZM164 213V212H162ZM189 213V212H188ZM199 213L201 214L200 210H199ZM203 213V212H202ZM253 213H255V211H253ZM258 213V212H256ZM255 213V214H256ZM50 214V213H48ZM75 214V212L73 213ZM81 214V213H80ZM80 214H77V215H74L73 219L77 220L78 216ZM131 214V212H130ZM140 214V213H139ZM143 214V213H142ZM145 214V213H144ZM143 214V215H144ZM158 214V213H157ZM156 216H150L148 218L150 219H153V220H157L155 222L156 226L159 225L165 220V217L167 215V213L165 214H162V215H157ZM207 214V213H206ZM259 214V213H258ZM261 214V213H260ZM263 214V213H262ZM101 215V214H100ZM106 215V213H105ZM104 215V216H105ZM108 215V214H107ZM116 215V214H115ZM119 215V214H118ZM117 215V216H118ZM128 214H126L124 217H126ZM133 215V214H132ZM191 215V213H190ZM204 215V214H203ZM129 216V215H128ZM127 216V217H128ZM131 216V215H130ZM142 216V215H141ZM189 216V214H188ZM205 216V215H204ZM203 216V217H204ZM222 216V215H220ZM228 216V215H227ZM256 216V215H255ZM48 217V216H47ZM72 217V216H71ZM81 217V215H80ZM108 217V216H107ZM123 217V218H124ZM138 217V216H137ZM213 217H217V218H220L217 216H214L213 214ZM259 217V215H258ZM86 218V217H85ZM134 218V217H133ZM136 218V217H135ZM144 218V217H142ZM171 217H169L168 219H170ZM180 218V217H179ZM199 218V215L197 213H192L191 216H189L188 220H186L187 222H194ZM205 218V217H204ZM216 218V219H217ZM250 218V217H249ZM252 218V217H251ZM68 219V218H66ZM122 219V218H121ZM130 219V217L127 218V220ZM147 219V217H146ZM145 219V220H146ZM206 219V218H205ZM211 219V217L209 218ZM222 219V218H221ZM255 219V218H254ZM253 219V220H254ZM84 220V219H82ZM109 220V219H108ZM120 220V219H119ZM126 220V219H125ZM125 220H122V221H125ZM173 220V219H172ZM183 220V219H182ZM212 220H214V218H212ZM256 221H254L255 223H258L257 227H256V230H258L257 228L261 229V232H260V235H264V217L261 216L259 217V219H255ZM67 221V220H66ZM71 222V220H69ZM107 221V220H106ZM121 221V223H122ZM129 221V220H128ZM127 221V222H128ZM137 221V220H136ZM140 221V220H139ZM144 221V220H143ZM149 221V220H148ZM185 221V223H187ZM233 221V220H232ZM236 221V220H235ZM114 222V220H113ZM112 222V223H113ZM138 222V221H137ZM141 222V221H140ZM145 222V221H144ZM143 222V223H144ZM150 222V221H149ZM154 222V221H152ZM202 222V221H201ZM206 222H207V219H206ZM205 222V223H206ZM79 223V222H78ZM85 223V222H84ZM108 223V222H107ZM111 223V222H110ZM131 223V221H130ZM129 223V225H130ZM139 223V222H138ZM137 223V225H138ZM147 224V222H145ZM208 223V222H207ZM230 223V221H229ZM234 223V221H233ZM250 223V221H249ZM82 224V223H81ZM106 224V222H105ZM127 224V223H126ZM188 224V223H187ZM227 224V223H226ZM85 225V224H84ZM122 225V224H120ZM132 225V224H131ZM150 225V223H149ZM176 225V224H175ZM179 225V224H178ZM185 225V224H184ZM183 225V226H184ZM198 224H196L195 226H197ZM232 225V223L230 224ZM247 225V224H245ZM253 225V224H252ZM112 226V225H111ZM124 226V225H123ZM128 226V225H127ZM134 226H135V223H134ZM141 226V225H140ZM152 226L153 228L155 227L154 224L151 225V227H148L150 229H152ZM189 226V224H188ZM191 226V225H190ZM200 226V225H199ZM202 226V225H201ZM205 226V225H204ZM64 227V226H63ZM107 227V226H106ZM142 227H145V226H142ZM146 227V228H147ZM207 227V226H206ZM229 227V225L227 226ZM232 227V226H231ZM230 227V228H231ZM235 226H233V229H234ZM240 227V226H239ZM254 227V226H253ZM67 228V227H66ZM75 228V227H74ZM77 228V227H76ZM94 229V226L92 227ZM133 228V227H132ZM156 228V227H155ZM159 228V227H158ZM177 228H180L177 226ZM190 228V227H189ZM202 228V227H201ZM247 228V227H246ZM64 229V228H63ZM69 229H70V226H69ZM79 229H81L79 227ZM99 228H97L98 230ZM119 229V228H118ZM123 229V228H122ZM139 229V228H138ZM175 229V228H174ZM226 229V228H225ZM229 229V228H228ZM232 229V228H231ZM244 229H245V226H244ZM249 229V227H248ZM57 230V229H56ZM96 230V231H97ZM105 230V229H104ZM113 230V229H112ZM120 230V229H119ZM130 230V229H129ZM143 230H146V229H143ZM153 230V229H152ZM156 230V229H154ZM167 230V229H166ZM187 230V229H186ZM195 230V229H194ZM192 230V231H194ZM236 230V229H235ZM243 230V229H242ZM58 231V230H57ZM67 231V230H66ZM64 231V232H66ZM73 231V230H72ZM85 231V230H84ZM83 231V232H84ZM121 231V230H120ZM124 231V230H123ZM134 230H130V233L132 232L133 233ZM136 231V230H135ZM139 231V230H138ZM158 231V230H157ZM169 231V230H168ZM184 231V230H183ZM182 231V229H179V230H175L171 233H168L167 231H164L163 229L159 230L158 232V239L156 240V242H154L153 244H146L145 246H142L143 248L141 249L142 252H141V259L142 260H145V262L143 264H150L153 260H155L156 258L159 259H166L168 257V263L174 261V255H170V256H167L166 257V251H165V242L167 241V239L169 240V238L171 239V241L173 240H176L177 237L180 236V234H183L184 232ZM234 231V230H233ZM246 231V230H245ZM244 231V232H245ZM63 232V231H62ZM77 232V231H76ZM101 232V231H99ZM127 232V231H125ZM156 232V231H155ZM200 233L203 232V231H199ZM223 232V231H222ZM251 232V231H250ZM253 232V231H252ZM53 233V231H52ZM72 232H69V234H71ZM82 233V232H81ZM80 233V234H81ZM98 233V232H97ZM103 233V232H102ZM105 233V232H104ZM110 233V232H109ZM117 233V232H115ZM119 233V232H118ZM124 233V232H123ZM129 233V234H130ZM137 233V232H136ZM134 234V235H137V234ZM188 233V232H187ZM196 233V232H195ZM194 233V234H195ZM229 233V232H228ZM247 233V232H246ZM244 233V234H246ZM17 236H14L16 235ZM55 234V233H54ZM57 234V232H56ZM62 234V233H60ZM67 234V233H66ZM73 234V233H72ZM85 234V233H84ZM89 234V232H88ZM140 234V233H139ZM196 234H199V233H196ZM224 234V233H223ZM230 234V233H229ZM243 234V233H242ZM253 234V233H252ZM46 235V234H45ZM76 235V234H75ZM78 235V233H77ZM107 235V233L105 234ZM115 235V234H114ZM132 236H134L133 234H131ZM130 235V236H131ZM142 234H140L139 236H141ZM151 235V234H149ZM156 235V234H155ZM201 235V234H200ZM250 235V234H249ZM256 235V234H255ZM51 236V234H50ZM69 236V235H68ZM84 236V235H83ZM92 236V234H91ZM97 236V234L95 235ZM102 236V234H101ZM111 236V235H110ZM113 236V234H112ZM128 236V235H127ZM138 236V237H139ZM148 236V235H146ZM190 236V235H189ZM198 236V235H197ZM229 236H232L229 235ZM229 236L227 237L225 235V237L229 238ZM15 237V238H14ZM48 237V236H47ZM65 237V236H64ZM73 237L75 238L76 236L73 235ZM108 237V235H107ZM121 236H119V239ZM136 238V236H134ZM137 237V238H138ZM156 237V238H157ZM193 237V236H192ZM71 238V237H70ZM82 238V236H81ZM80 238V240H81ZM84 238V237H83ZM116 238V237H115ZM129 238V237H128ZM143 238V237H142ZM153 238V237H151ZM194 238V237H193ZM196 238V237H195ZM240 238V237H239ZM242 238V237H241ZM240 238V239H241ZM246 238V236H245ZM252 238V237H251ZM255 238V236H254ZM90 239V238H89ZM127 239V238H125ZM130 239V238H129ZM132 241L135 242V246L134 247H140V243H137V241H135L133 239V237L131 238ZM146 239V238H145ZM145 239H141V242L142 241H145ZM198 239V237H197ZM264 239V238H263ZM263 239L261 240L262 242L261 243H264ZM56 240V239H55ZM60 240V239H59ZM63 240V238H62ZM64 240H67V237H65ZM73 240V239H71ZM77 240V239H76ZM95 240V239H94ZM107 240V239H106ZM105 240V241H106ZM113 240V238L111 239V241ZM190 240V239H188ZM257 240V239H256ZM260 240V239H259ZM49 241V240H48ZM68 241V240H67ZM88 241V240H87ZM85 241V242H87ZM97 241H101L100 238L99 240ZM118 241V240H117ZM124 241V240H123ZM127 241V240H126ZM131 241V242H132ZM154 241V239H153ZM180 241V240H179ZM226 241V240H225ZM230 241V239H229ZM53 242V241H51ZM50 242V243H51ZM55 242V241H54ZM75 241H70L68 243H73L74 244ZM77 242V241H76ZM83 242V241H82ZM109 242V241H108ZM125 242V241H124ZM128 242V241H127ZM140 242V241H139ZM182 242V241H181ZM228 242V240L226 241ZM237 243V241H235ZM239 242V241H238ZM57 243H59L57 241ZM79 243V241H78ZM77 243V244H78ZM144 243H148V241L146 240V242ZM152 243V242H151ZM168 243V241L166 242ZM243 243V242H242ZM252 241H247L246 244H251ZM258 243V242H257ZM95 244V243H93ZM100 244V243H99ZM134 244V243H133ZM143 244V243H142ZM174 244V243H173ZM185 244V243H184ZM226 244V243H225ZM230 244V243H229ZM228 244V245H229ZM245 244V243H244ZM260 244V242H259ZM55 245V244H54ZM65 245H68V244H65ZM81 245V244H80ZM79 245V246H80ZM84 245V244H83ZM101 245V244H100ZM116 245V244H115ZM63 246V248L65 247L63 244L61 245L60 243V247ZM75 246V245H73ZM72 246V248H74ZM82 246V245H81ZM87 246V244L85 245ZM92 246V245H91ZM94 246V245H93ZM92 246V247H93ZM98 246V245H96ZM126 246V245H125ZM178 246V245H177ZM183 245H181L182 247ZM187 246V245H186ZM185 246V247H186ZM190 245H188L187 247H189ZM224 247H226V245H223ZM233 246H236L235 244H233ZM238 246V245H237ZM241 246V245H240ZM252 246V245H251ZM262 246V245H261ZM69 247V246H68ZM77 247V246H76ZM101 247V246H99ZM114 246H111L108 245L106 248H104V250H108V252L112 249V253H109L110 255H103L102 253L104 252H100L102 254V256H104L103 258H101L102 260H100V262L102 264H105L106 260L109 259L111 261L109 262H112V264H115V263H118L120 260H122V256L121 258L119 259L118 257V254H116L117 252L115 251V247L113 248ZM122 247V246H121ZM231 247V246H230ZM247 246L244 247V249L246 248ZM91 248V247H90ZM98 248V247H97ZM102 248H103V244H102ZM124 248V247H123ZM130 248V246H129ZM132 248H133V245H132ZM198 248V247H197ZM234 248V247H233ZM234 249H236V247ZM255 248V247H254ZM264 248V247H263ZM70 249V248H69ZM68 251H73V250H69ZM101 249V248H99ZM127 249V247L125 248ZM136 249V248H135ZM170 249V248H169ZM176 249V247H175ZM189 249V248H188ZM248 249V248H246ZM245 249V250H246ZM258 248H256L255 250H257ZM262 249V248H261ZM62 250V249H61ZM97 250V249H96ZM120 250V249H119ZM131 250V249H130ZM183 250V249H182ZM229 250V249H228ZM231 250V249H230ZM240 250V249H239ZM242 250V249H241ZM249 250V249H248ZM254 250V249H253ZM253 250H249V252H246L248 254H246V256H242L241 258L242 261L247 259L251 254H256L255 251ZM263 250V249H262ZM261 250V251H262ZM64 251V249L62 250V252ZM66 251V252H68ZM76 251V252H75ZM121 251V250H120ZM139 251V249H138ZM175 251V250H174ZM222 251V250H221ZM224 251V250H223ZM243 251V250H242ZM74 252L76 253V259L75 260H72L70 261V263L67 262V264H81L83 260L79 261L80 259L82 258H85L86 255H88L86 252H84V250L82 249H75ZM89 252V251H88ZM97 252V251H96ZM183 252V251H182ZM238 252V250H237ZM240 252V251H239ZM262 253V252H261ZM260 253V254H261ZM52 254V255H51ZM62 254V253H61ZM64 254V252H63ZM68 254V253H67ZM74 254V253H73ZM96 254V253H95ZM121 254V253H120ZM124 254V253H122ZM130 254V252H129ZM136 254H137V251H136ZM228 253L226 252V255ZM230 254V253H229ZM232 254V253H231ZM235 258H236V254L235 252L233 253ZM232 254V256H233ZM239 254V253H238ZM242 254V253H241ZM258 254V255H260ZM54 255V257H53ZM99 255V253L97 254ZM127 255V254H126ZM220 255V254H219ZM222 255V254H221ZM70 256V255H69ZM84 256V257H83ZM101 256V255H99ZM120 256V255H119ZM130 256V255H129ZM253 256V255H252ZM251 256V258H252ZM64 257V255H63ZM67 257V256H66ZM75 257V255L73 256V258ZM89 257V256H88ZM93 257H96V256H93ZM132 257V256H131ZM264 257V256H263ZM68 258V257H67ZM66 258V259H67ZM91 258V257H90ZM100 258V257H99ZM127 258V257H126ZM136 258V257H135ZM235 258L233 259V262L235 260ZM240 258V259H241ZM258 258V257H257ZM70 259V258H69ZM139 259V258H138ZM256 259V258H255ZM68 260V259H67ZM89 260V259H88ZM129 260V258H128ZM146 260L150 261L149 263L146 262ZM177 260V259H176ZM249 260H252V259H249ZM248 260V261H249ZM260 260V259H259ZM263 260V259H262ZM91 261V260H90ZM127 261V260H126ZM125 261V262H126ZM159 261V260H158ZM241 260H239L240 262ZM241 261V262H242ZM258 261V260H257ZM98 262L97 259H94L92 261L91 264H96ZM124 261H120L119 264H124L123 263ZM131 262V261H130ZM157 262V261H156ZM181 262V261H180ZM238 262V261H237ZM246 262V261H245ZM253 262V261H252ZM251 262V263H252ZM262 262V261H261ZM90 263V262H89ZM88 263V264H89ZM182 263V262H181ZM249 263V262H248ZM254 263V262H253ZM259 262H257L258 264ZM64 264H65V261H64ZM141 264V263H139ZM236 264V263H235ZM244 264V262H243ZM260 264V263H259Z\"/></svg>", "mask_w": 264, "mask_h": 264}]
</instances>
